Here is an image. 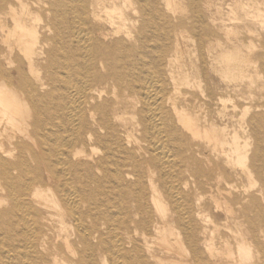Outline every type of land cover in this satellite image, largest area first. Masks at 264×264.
I'll return each mask as SVG.
<instances>
[{"label": "bare ground", "instance_id": "1", "mask_svg": "<svg viewBox=\"0 0 264 264\" xmlns=\"http://www.w3.org/2000/svg\"><path fill=\"white\" fill-rule=\"evenodd\" d=\"M3 10L0 264H264V0Z\"/></svg>", "mask_w": 264, "mask_h": 264}, {"label": "rangeland", "instance_id": "2", "mask_svg": "<svg viewBox=\"0 0 264 264\" xmlns=\"http://www.w3.org/2000/svg\"><path fill=\"white\" fill-rule=\"evenodd\" d=\"M6 12V13H5ZM0 18L2 19H6L7 20V22H8V24L9 25H11V19H10V16H9V14H8V12L6 11V10H3V11H0ZM211 211H212V213L214 212V208H213V206H211ZM224 214H222V213H219V215H218V219H219V221L220 222H222L223 221V219H224Z\"/></svg>", "mask_w": 264, "mask_h": 264}]
</instances>
